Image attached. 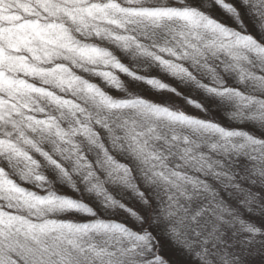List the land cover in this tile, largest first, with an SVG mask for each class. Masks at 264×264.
<instances>
[{
    "label": "rangeland",
    "instance_id": "374dc122",
    "mask_svg": "<svg viewBox=\"0 0 264 264\" xmlns=\"http://www.w3.org/2000/svg\"><path fill=\"white\" fill-rule=\"evenodd\" d=\"M106 1H90L89 8L96 6L91 15L86 13L92 22L75 11L84 0L64 6L59 0H41L40 16L15 22L3 19L12 13H5L0 0V11L4 9L0 12V230H41L29 225L56 230L50 222H79L78 213L49 202L66 198L135 232L181 230L177 244L162 241L165 248L158 249L167 264H200L180 240L199 251L204 231L212 224L219 225L218 234L223 233L219 248L229 252L241 251L240 241L251 236L249 226L264 238V127L256 121L257 130L249 136L246 128L229 129L231 116L264 119L260 103L264 92L257 86V78H264V54L258 50L264 47V30L258 28L264 18L255 15L251 2L223 0L239 12L241 25L219 0H187L220 24L242 34L246 30L259 42L237 43L233 36L228 39L236 60L220 54L201 61L216 68L224 87L238 90L221 99L197 83L220 87L207 68H193L189 61L161 51L162 47L180 51L182 41L173 37L184 30L183 21H174L169 25L172 31L165 32L133 23L126 14L105 7ZM113 1L122 9L136 4ZM258 7L264 10V3ZM214 35L208 33L206 38ZM97 43L113 49L118 63L94 49ZM157 56L188 68L195 79L177 78ZM224 64L232 70L224 72ZM127 68L150 79L136 78ZM246 86L254 95H243ZM256 87L261 94H255ZM213 119L220 128L210 123ZM218 145L231 156L208 168L205 162L222 155L215 150ZM136 151L140 158L133 162ZM140 159L149 162L161 181L187 161L210 169L202 174L209 179L189 189L165 188L150 198L124 172L123 165L142 164ZM163 162L165 167L155 168ZM200 209L204 212L191 221ZM170 211L177 220L168 224L164 216ZM205 220L211 223L201 227Z\"/></svg>",
    "mask_w": 264,
    "mask_h": 264
},
{
    "label": "snow or ice",
    "instance_id": "6c2138e0",
    "mask_svg": "<svg viewBox=\"0 0 264 264\" xmlns=\"http://www.w3.org/2000/svg\"><path fill=\"white\" fill-rule=\"evenodd\" d=\"M74 3H80L81 0H73ZM225 10L231 13L238 24H243L239 19V12L230 4L224 3L223 0H219ZM244 5H248L250 2L253 7L255 15L260 18H264V10L259 9V5L264 3V0H241ZM138 5H145L139 7H132L127 9L120 8L113 0H109V3L105 7H110L126 14V17L132 18L133 23H139L146 25L154 29L165 30V32H171L169 27L174 21H183L184 30L179 33V36H174V40L182 41L180 43V51L178 52L173 47H162L161 51L168 52L170 55L177 59H184L189 61L193 68L199 65L202 68H207L211 74V80L220 87H211L207 84H200V87L206 88L211 94L219 96L221 99H229L230 94L237 92L238 90L229 87H224L225 80L217 72L216 68L210 66L207 63H201L202 60H207L209 56L215 59L218 55L224 54L230 57L232 60H236L237 54L231 51L232 42L230 37H235L237 43L248 42L250 44H257L256 37L247 33L246 30L242 34L239 31L233 30L227 25H222L214 18L203 14L200 10L187 4V0H174L173 3H169L168 0H159V3L152 4L151 0H135ZM91 8L76 9L77 12H86L89 15L92 14ZM258 28L264 30V24L258 26ZM204 31L201 32L200 30ZM208 33L216 34L212 38H206ZM168 41L166 40V43ZM260 53L264 54V47H258ZM177 78H183L185 76L192 77L193 73L186 67L180 64H174L166 60H161L159 56L156 57ZM224 72H228L230 69L228 64H224ZM238 67V65H237ZM251 75V74H250ZM243 81V75L240 77ZM259 83L258 87L264 88V78H257ZM264 104V100L260 101ZM215 126V125H213ZM223 131V129H220ZM55 164V161H52ZM61 172L66 177L67 173ZM55 204L57 207L67 209L69 212L78 213L80 216L79 222L72 219H67L62 223L56 224L50 222L51 226L58 231H66L75 234H89L106 237L99 244H92L87 248L80 246L79 244H73V251L68 252L60 257L59 264H136L134 259L136 255V248L140 242L147 243L146 235H140L134 231L127 229L124 225L118 222L106 221L102 217L97 216L94 209L82 202L66 198H53L49 201ZM187 213V210H183ZM204 209H200L195 215L191 217V221L195 222L197 216L201 215ZM169 215H175L173 212H169ZM187 219L186 215L180 218V223H183ZM217 220L222 217L217 216ZM211 222L205 220L201 227L210 224ZM264 226V225H262ZM47 226H33L29 225V228H39L45 230ZM219 225L212 224L210 230L205 229L204 237L200 244V250L195 251L191 242H185L180 240V243L188 249L190 252H194V259L199 260L200 264H264V238H258L259 230L249 226L247 231L251 233L247 242L240 241V252H229L226 249L219 248L220 244H223V233L218 234ZM173 233L176 237L180 236L178 229H173ZM120 234V237L113 242V234ZM197 235H201V232H197ZM129 243L126 246L124 240ZM135 241L136 243H131ZM235 242V241H234ZM159 259V258H158ZM0 264H6V257L0 250Z\"/></svg>",
    "mask_w": 264,
    "mask_h": 264
},
{
    "label": "trees",
    "instance_id": "16d2710c",
    "mask_svg": "<svg viewBox=\"0 0 264 264\" xmlns=\"http://www.w3.org/2000/svg\"><path fill=\"white\" fill-rule=\"evenodd\" d=\"M59 1V4L64 6L65 3H69V1L71 0ZM90 1L93 0H84L85 4L79 7L78 9H83L87 7L89 8V4L92 3ZM40 2L41 0H1V4L2 7L5 9V13H12L10 17L4 16L3 19H12L15 22L21 20L29 21L31 19H34L35 16H40ZM106 2H109V0H107ZM113 2L116 3L115 1ZM151 3L156 4L157 2L151 0ZM139 6L145 5L132 4L128 7L132 8ZM4 9L0 12L4 13ZM63 10L67 11V9ZM68 11H70V9H68ZM82 14L84 15L85 20H87V22H92L94 20L93 18L88 17V13L86 14V12H83ZM93 41L89 42V44L94 45ZM94 49H97L108 60L113 62L116 61L118 63V57L116 56V54L113 53L114 50L111 49L109 46L103 43H97ZM118 66L126 70L124 64L119 63ZM127 70L130 71V74L133 73L134 75H137L136 78L142 79L141 77H144L145 79H150V76L146 75L142 71H136L132 68H127ZM258 89L259 88L257 87L254 89L258 91L255 92V94L260 93ZM260 90L261 92H264V90H262L261 88ZM244 91L246 92L243 94L245 97L254 95L250 93L248 94L247 86L244 88ZM261 99L260 101H262ZM231 118L232 116L229 118V129H238L240 130V132H243L246 128L245 133L248 136L257 130V127L254 124L256 121H260L257 123L258 126L262 124L260 127H264V119H259L258 117L253 118L254 122L250 121L249 118H247L246 116L234 117L237 118L234 120L233 118ZM210 123L212 125H215L214 127L219 126L220 128V123L218 120H210ZM224 138L225 136L223 135L222 139ZM219 146L220 145H218V148H216L215 150L222 155L217 156L216 159H209V162H205V165H208V168L210 167L209 165L218 163L225 157L227 159V157L231 156L230 152L227 149H220ZM235 153L236 155L239 154L238 152ZM138 158H140L139 151H136V154H134V157L132 158L133 162L138 161ZM140 160L142 164L131 162L128 165H123L125 169L124 172L126 173L127 177L130 176L131 181L135 182V186L139 190H142L147 195V197L150 198H153V193L155 194V192H160L165 188H170L178 185H186L185 188L189 189L194 187L195 182L205 181L209 179L203 177L202 174L209 172L208 170L210 169L204 171L202 169L203 166L198 164L197 161H187L185 164H179V167L176 168L177 172H175L171 176L168 174V176L165 177L166 181H161L163 177L155 174L151 168L149 169V167L151 166L150 164H148L149 162L142 159ZM175 163H177V161ZM132 165L134 166V170ZM161 165L162 166H160V164H156L154 166L156 169H160L161 167H165V162L161 163ZM213 166H215V164ZM149 170L151 171V173L148 172ZM174 179L179 180V183L173 184L172 181ZM164 218L168 224L171 223L173 220H177L175 216H171L169 214L165 215ZM179 232L180 236L176 237L172 229L137 230L136 233L140 235H146L147 243L140 242L139 246L136 248V255L134 257L136 264H164V262L160 259L162 255L158 252L159 247H161V249L165 248L164 244L162 246L161 242L169 240L172 241V243L177 244L178 239L181 238V230H179ZM119 237L120 234H113V242H115V240ZM104 239H106V237L89 234L73 235L72 233L58 230H0V250H2L3 254L6 257V264H59V260L62 255L73 251L74 243L79 244L84 248H87L92 244L101 243ZM124 243L127 246L129 242L125 239ZM131 243L135 244L136 242L132 241Z\"/></svg>",
    "mask_w": 264,
    "mask_h": 264
},
{
    "label": "clouds",
    "instance_id": "9594fccd",
    "mask_svg": "<svg viewBox=\"0 0 264 264\" xmlns=\"http://www.w3.org/2000/svg\"><path fill=\"white\" fill-rule=\"evenodd\" d=\"M160 259H161V260H164V258H163V257H160ZM164 264H167V262L165 261V262H164Z\"/></svg>",
    "mask_w": 264,
    "mask_h": 264
}]
</instances>
